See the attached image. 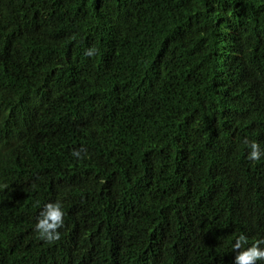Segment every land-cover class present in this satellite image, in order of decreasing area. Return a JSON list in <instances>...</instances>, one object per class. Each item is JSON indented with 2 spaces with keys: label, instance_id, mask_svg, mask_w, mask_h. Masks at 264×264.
<instances>
[{
  "label": "trees",
  "instance_id": "1",
  "mask_svg": "<svg viewBox=\"0 0 264 264\" xmlns=\"http://www.w3.org/2000/svg\"><path fill=\"white\" fill-rule=\"evenodd\" d=\"M0 264H264V0H0Z\"/></svg>",
  "mask_w": 264,
  "mask_h": 264
}]
</instances>
